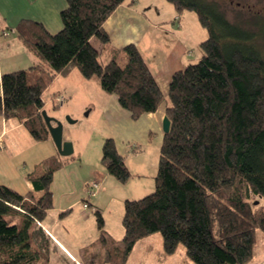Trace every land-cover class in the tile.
Here are the masks:
<instances>
[{"label":"trees","instance_id":"trees-1","mask_svg":"<svg viewBox=\"0 0 264 264\" xmlns=\"http://www.w3.org/2000/svg\"><path fill=\"white\" fill-rule=\"evenodd\" d=\"M123 1L65 0L62 27L53 34L22 19L15 34L40 69L30 83L35 66L0 75V118L18 120L35 141L50 139L42 93L74 68L114 94L133 119L166 99L170 125L154 190L124 200L120 239L104 229L97 211L99 234L79 249L80 263L124 264L138 239L158 233L165 253L180 245L194 264H244L257 231L264 234V58L253 33L228 21L216 1L168 0L178 13L193 10L208 37L199 42L200 58L175 71L163 95L134 44L109 45L102 24ZM103 51L112 55L106 63L99 59ZM117 52L126 56L122 66ZM58 156L45 157L38 174L28 173L32 189L41 191L37 198L0 183V264H47L49 237L41 220L53 207ZM101 164L120 182L131 176L112 137L102 142Z\"/></svg>","mask_w":264,"mask_h":264},{"label":"rangeland","instance_id":"rangeland-1","mask_svg":"<svg viewBox=\"0 0 264 264\" xmlns=\"http://www.w3.org/2000/svg\"><path fill=\"white\" fill-rule=\"evenodd\" d=\"M148 1L153 8L161 11L163 18L166 17L169 9H173L168 0ZM212 1L217 2L228 21L253 33L254 43L264 58V0ZM176 13L180 14V21L186 25L185 32L191 31V27L194 26L193 33L196 39L204 40L208 37V31L201 26L193 10H184L180 13L176 11ZM190 48L191 55L187 64L196 62L201 56L198 43ZM120 55L123 56V60L119 57L118 64L122 66L126 56L123 53ZM24 67L26 68L27 65ZM39 69L36 65L33 70L28 71L29 83ZM95 85L98 90H101L95 79H84L74 68L65 76L55 77L42 93L43 110L48 116L60 121L62 139L69 141L72 145L73 151L69 155H60L51 138L45 141H34L23 126L15 127L16 119H7L3 126L0 120V132L1 127L4 128L2 135L4 147L0 149V183L13 188L20 194L27 195L31 192L37 198L41 191L33 190L27 179L28 173L40 172V160L37 158L58 154L62 163V167L54 172L51 182L54 203L60 204L66 201L72 202L73 205L65 215L62 214L63 211L49 209L41 223L53 232L50 236V245L53 247L56 234L53 231V216H56V222L61 225L59 235L56 236L70 246H75L76 250L73 257L57 245L61 254L51 264H77L78 246L92 242L99 234L97 211H100L103 222L105 220L110 225L109 227L106 224V227L112 230L118 221L121 222L123 216L122 198L136 199L154 190L159 147L137 145L133 149L135 153L130 154L133 162H130L128 158L125 160L131 164L132 170L142 173L140 177L131 174L125 182H120L109 174V179L116 184L110 185L111 180H109L110 183L104 184L106 190H96L95 194H89V183L100 184L101 179L98 174L101 169L105 171L101 164V146L104 138L108 137L106 133L109 130L103 117L104 98L95 89ZM136 156L139 157L135 160ZM119 199H121L120 205ZM260 200L263 201L264 197ZM84 203L87 204L86 207ZM57 229L59 230V227ZM63 236L65 239H62ZM53 258L52 256L51 259Z\"/></svg>","mask_w":264,"mask_h":264},{"label":"crops","instance_id":"crops-1","mask_svg":"<svg viewBox=\"0 0 264 264\" xmlns=\"http://www.w3.org/2000/svg\"><path fill=\"white\" fill-rule=\"evenodd\" d=\"M65 4V0H0V75L19 69L27 70L29 67L36 66L39 63L37 58L17 38L14 31L16 25L22 19H31L40 22L49 33L53 34L62 27L60 11L64 8ZM172 10L169 9L166 17L163 18L160 13L161 11L153 8L151 2L148 0H124L102 24L103 30L108 35L109 45L112 48L120 50L123 46L130 43L138 48L163 95L167 94L172 74L187 65V61H189V56L191 55L190 47L195 45V43L199 45L201 41L200 39H196V35L193 33L194 26L191 27V31L187 30L185 32L186 25L180 21V14L176 13L174 7ZM3 31H6L5 35L2 33ZM90 42L97 50L101 49V44L95 37H92ZM120 54V52H117L114 55L117 62L119 57L123 60V56ZM111 56L110 51H103L99 59L101 63H106ZM24 65H27V67L25 68ZM95 89L104 98L103 117L109 129L106 136L113 138L116 150L123 158L131 174L140 177L142 173L132 170L131 164L125 159L128 158L130 162H133V157L130 154L135 153L133 149L137 145L160 147L163 134L165 133L162 129V120L166 116L165 107L167 100H163L155 112L143 113L133 119L130 113L119 105L114 94L106 93L101 88V90H98L96 85ZM0 120L1 126H3L6 120L3 118H0ZM16 122L15 127L23 126L18 120ZM3 132L4 128L1 127L0 135H3ZM45 157L37 159L41 162ZM138 157L136 156L135 160ZM98 175L101 179L98 190H106L104 184H106L105 182L110 183L109 174L106 170L102 171L101 169ZM113 182L111 180L110 185L116 184ZM126 199L128 198H122L123 202ZM120 200L119 205L121 203ZM72 205V202L66 201L55 204L53 198V210L63 211V215L68 213ZM55 218L56 216H53V231L56 233L54 236L55 245L53 247L50 245V236L53 232L41 223V226L49 237L47 264H51L53 260H57V256L61 254L57 245L67 252V254L75 256V246H70L56 236L59 235L61 225L56 222ZM106 224L104 220L103 225L106 228L104 229L114 239L122 237V222L118 221L112 230L107 228ZM58 227L59 230L57 229ZM62 239H65V236ZM94 240L83 246H78V257L79 249L92 244ZM52 256L54 257L53 259H51ZM76 261L77 264H81L80 258ZM124 264L194 263L187 257L185 249L180 245L177 246L173 253H165L161 236L158 233H152L135 242ZM244 264H264V234L262 232L257 231L256 242L253 246V256Z\"/></svg>","mask_w":264,"mask_h":264},{"label":"water","instance_id":"water-1","mask_svg":"<svg viewBox=\"0 0 264 264\" xmlns=\"http://www.w3.org/2000/svg\"><path fill=\"white\" fill-rule=\"evenodd\" d=\"M41 114L49 131L50 138L56 145L59 154L64 156L71 154L73 151L72 145L69 141L62 139V125L60 121L48 116L44 110L41 111ZM169 125V119L165 116L162 120V129L164 132L168 131Z\"/></svg>","mask_w":264,"mask_h":264},{"label":"built area","instance_id":"built-area-1","mask_svg":"<svg viewBox=\"0 0 264 264\" xmlns=\"http://www.w3.org/2000/svg\"><path fill=\"white\" fill-rule=\"evenodd\" d=\"M2 33L5 35L6 31L5 32L3 31ZM1 136L2 135H0V149H2L4 147L3 146V140L1 138ZM89 185H90V189H88V192H89V194L93 195L96 192V190L99 189V184H97L96 182H91V183H89ZM86 206H87V204L84 203V207H86Z\"/></svg>","mask_w":264,"mask_h":264}]
</instances>
